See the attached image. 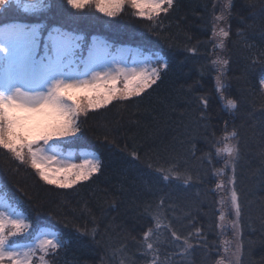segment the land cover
<instances>
[{
	"label": "trees",
	"instance_id": "16d2710c",
	"mask_svg": "<svg viewBox=\"0 0 264 264\" xmlns=\"http://www.w3.org/2000/svg\"><path fill=\"white\" fill-rule=\"evenodd\" d=\"M45 4L35 13L22 10L23 0L13 4L0 12V25L38 26L41 51L60 27L84 37L82 57L101 39L112 51L129 46L167 68L140 96L77 117L81 132L63 146L98 156L102 170L87 182L47 185L27 149L21 162L0 147V191L24 217L23 237L12 239L54 232L61 247L42 253L48 264H218L219 149L235 132L239 264H264V0H174L155 21L137 19L131 6L109 18L94 3L81 12L66 0ZM218 7L224 18H216ZM217 24L229 33L223 50ZM219 60L229 61L223 70ZM229 100L235 109L224 108Z\"/></svg>",
	"mask_w": 264,
	"mask_h": 264
},
{
	"label": "snow or ice",
	"instance_id": "6c2138e0",
	"mask_svg": "<svg viewBox=\"0 0 264 264\" xmlns=\"http://www.w3.org/2000/svg\"><path fill=\"white\" fill-rule=\"evenodd\" d=\"M93 3L99 13L109 18L117 17L124 7L131 6L137 19L148 21L157 20L174 7V0H66V4L77 12ZM13 4L20 7L22 0H0V12ZM44 7L45 0H23L22 10L35 13ZM228 35L227 31L220 30L221 37ZM83 41L81 35L54 27L44 38L41 51L38 26L23 23L0 25V147L13 153L21 162L26 160L24 149H27L31 167L39 179L59 189H70L89 181L94 174L101 172L102 162L99 159L86 160L80 164L53 167L43 153L81 132L77 125V117L81 113L104 108L118 98L140 96L161 79V69L167 68L165 62L151 72L126 77L124 87L120 89L116 76L96 71L106 65L109 46L98 48L93 39L86 47V56L82 57L80 54L85 50ZM78 62L84 65L83 73L73 70V65ZM218 63L223 70L229 61L219 60ZM87 72L94 73L93 79L75 78ZM260 83L264 84V77ZM217 85H220L219 77ZM228 105L233 109L237 107L235 100H229ZM70 113L75 115V119ZM225 151L231 154L235 149L227 148ZM232 200L239 216L241 208L236 202L235 192ZM10 224L11 229H8L0 217V264H4L6 259L11 264H33L35 249L25 253L23 259L17 258L20 253L4 250L6 243L15 242L12 238L24 235L19 220H11ZM38 247L47 254L49 250L58 251L61 245L56 240L44 239ZM39 260L41 264H48L44 255Z\"/></svg>",
	"mask_w": 264,
	"mask_h": 264
},
{
	"label": "rangeland",
	"instance_id": "374dc122",
	"mask_svg": "<svg viewBox=\"0 0 264 264\" xmlns=\"http://www.w3.org/2000/svg\"><path fill=\"white\" fill-rule=\"evenodd\" d=\"M220 3V2H219ZM218 3V4H219ZM221 4V3H220ZM224 9V8H223ZM223 9L219 7L215 9L216 18H224ZM225 28L222 24H217L214 30L215 41L217 45L221 47L226 37L220 36V30ZM97 47L103 48L105 41L101 39H96ZM224 49V44L222 50ZM110 55L108 56L106 65L96 69V71L103 72L107 75H112L117 77L118 87L122 89L124 87L125 78H131L133 75L142 73V72H151L152 69L157 68L152 62H149L147 57L144 56L139 51H135L129 46H123L118 51L110 50ZM2 67V66H0ZM73 70L76 73L84 72V65L82 62H78L73 65ZM93 72H87L84 75H76V79H93ZM264 85V84H263ZM264 87V86H263ZM229 138L222 144L219 152L222 153L219 157L224 161L223 167H220L217 171V184L216 192L219 198L220 206V229L222 233L221 246H222V256L218 260V264H239L240 259V241H239V216L236 214V209L233 205L232 195L235 192L234 189V174H233V164H231V156L235 154L228 153L225 151L227 148L235 149V141L232 140L231 133ZM68 140V139H67ZM65 140L64 142H66ZM63 143H58L51 147L50 150H47L43 153L45 157L48 158L49 162L53 167L67 166L70 164H80L86 160L95 161L98 156L91 151L81 149L77 155L76 150L71 146H63ZM40 147H45L40 145ZM79 156V157H78ZM237 197V196H236ZM237 202V201H236ZM0 217H2L6 223V226L11 228V220H19L23 224L24 217L21 213H17L16 210L8 203L5 195L0 191ZM44 239H53L58 241L57 235L49 230H46L39 235H37L31 241H16L11 244L8 242L4 246L5 251H13L20 253L17 257L19 259L24 258V254L27 253L30 249H35V255L32 257L34 261L40 262L39 259H35L37 256H41L42 252L39 250V243ZM59 242V241H58ZM4 264H11L7 259L4 261Z\"/></svg>",
	"mask_w": 264,
	"mask_h": 264
},
{
	"label": "clouds",
	"instance_id": "9594fccd",
	"mask_svg": "<svg viewBox=\"0 0 264 264\" xmlns=\"http://www.w3.org/2000/svg\"><path fill=\"white\" fill-rule=\"evenodd\" d=\"M67 103H72V102L71 101H68ZM70 115H72V118L75 119V115L74 114H71L70 113Z\"/></svg>",
	"mask_w": 264,
	"mask_h": 264
},
{
	"label": "water",
	"instance_id": "95a60500",
	"mask_svg": "<svg viewBox=\"0 0 264 264\" xmlns=\"http://www.w3.org/2000/svg\"><path fill=\"white\" fill-rule=\"evenodd\" d=\"M228 105V104H227ZM229 106V105H228ZM226 106H224V108H225ZM230 107V106H229ZM233 109V108H232Z\"/></svg>",
	"mask_w": 264,
	"mask_h": 264
}]
</instances>
